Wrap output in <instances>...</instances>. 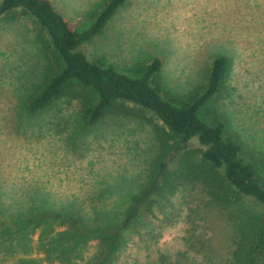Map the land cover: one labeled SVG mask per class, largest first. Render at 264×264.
Masks as SVG:
<instances>
[{"label":"rangeland","instance_id":"obj_1","mask_svg":"<svg viewBox=\"0 0 264 264\" xmlns=\"http://www.w3.org/2000/svg\"><path fill=\"white\" fill-rule=\"evenodd\" d=\"M107 1L52 0L80 32ZM48 42L31 14L0 19V264H236L241 218L264 214L251 196L225 202L185 182L113 231L150 177L163 122L151 111H109L88 125L80 100L67 96L30 111L49 75ZM80 49L121 68L159 58L162 83L175 94L201 87L214 58L230 55L216 104L264 160V0H126ZM190 146L203 148L197 138ZM44 212L51 215L40 219ZM24 216L26 228L15 220Z\"/></svg>","mask_w":264,"mask_h":264},{"label":"trees","instance_id":"obj_2","mask_svg":"<svg viewBox=\"0 0 264 264\" xmlns=\"http://www.w3.org/2000/svg\"><path fill=\"white\" fill-rule=\"evenodd\" d=\"M125 2L108 0L101 10L91 13L93 25L80 32L57 11L52 0L0 1V19H14L16 10H21L34 16L49 36V75L29 99L28 109L41 110L67 96L80 100L88 125H94L109 111L141 117L151 111L163 122L156 127L160 150L150 177L132 196L123 218L113 228L115 232L133 225L144 217L157 197L173 196L185 182L202 184L213 198L221 201L251 196L264 203V160L250 154L230 117L216 104L227 90L233 67L230 55L221 53L214 58L201 87L175 94L162 83L159 58L121 68L105 59L92 60L80 49L82 43L102 31ZM193 138L203 148L191 147ZM47 213H42L40 219L51 215ZM53 216L71 217L61 213ZM26 218L15 220L25 223L22 228H26ZM236 245V264H258L264 253V214L248 212L241 218Z\"/></svg>","mask_w":264,"mask_h":264}]
</instances>
